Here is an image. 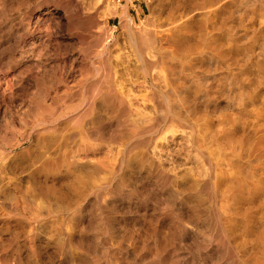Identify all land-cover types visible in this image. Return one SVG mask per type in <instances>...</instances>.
<instances>
[{
	"label": "bare ground",
	"instance_id": "bare-ground-1",
	"mask_svg": "<svg viewBox=\"0 0 264 264\" xmlns=\"http://www.w3.org/2000/svg\"><path fill=\"white\" fill-rule=\"evenodd\" d=\"M38 1L46 6L38 13L85 31L108 7L104 0ZM120 27L131 37L136 23L123 12ZM102 84L88 87L77 104L82 112L53 125L56 113L47 118L39 97L36 117L47 126L1 147L0 264H264V149L231 131L199 135L167 104L160 124L189 129L201 172L168 168L142 141L159 130L129 123L130 105L101 95ZM109 142L118 153L94 159L91 150ZM13 164L21 176L11 173Z\"/></svg>",
	"mask_w": 264,
	"mask_h": 264
},
{
	"label": "rangeland",
	"instance_id": "rangeland-1",
	"mask_svg": "<svg viewBox=\"0 0 264 264\" xmlns=\"http://www.w3.org/2000/svg\"><path fill=\"white\" fill-rule=\"evenodd\" d=\"M17 1L6 0L10 21L0 20V149L47 126L36 117L39 97L47 118L56 113L53 125L82 112L78 101L100 81L101 95L130 105L129 123L162 132L142 141L168 168L201 172L189 129L160 124L167 104L199 135L231 131L264 149V0H104L90 31L38 13L46 7L38 0H25L26 9ZM123 12L136 23L131 37L120 27ZM119 148L109 142L91 152L104 159ZM20 172L13 164L11 173Z\"/></svg>",
	"mask_w": 264,
	"mask_h": 264
}]
</instances>
